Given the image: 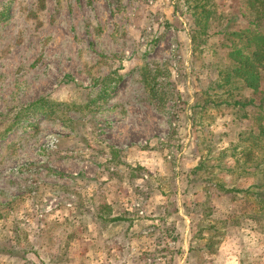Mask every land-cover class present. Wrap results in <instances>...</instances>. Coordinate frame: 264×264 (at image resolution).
I'll list each match as a JSON object with an SVG mask.
<instances>
[{
  "label": "rangeland",
  "instance_id": "obj_1",
  "mask_svg": "<svg viewBox=\"0 0 264 264\" xmlns=\"http://www.w3.org/2000/svg\"><path fill=\"white\" fill-rule=\"evenodd\" d=\"M256 2L0 0V264H127L129 239L128 264H174L185 223L155 211L199 162L185 220L221 247L198 264H264V135L232 104L259 94L220 74Z\"/></svg>",
  "mask_w": 264,
  "mask_h": 264
},
{
  "label": "trees",
  "instance_id": "obj_2",
  "mask_svg": "<svg viewBox=\"0 0 264 264\" xmlns=\"http://www.w3.org/2000/svg\"><path fill=\"white\" fill-rule=\"evenodd\" d=\"M254 10L256 22L253 25V28L250 29L243 27L229 32L231 36H234V38L230 40L229 50L227 51L229 66L222 70L220 74L222 81L228 83L231 77H235L238 79L236 81L239 82L238 88L249 89L253 93L255 92L259 94L256 103L254 102L253 96H248L243 101L240 100V98H236L232 103L234 105H239L240 107L246 104L253 105V110L250 112V116H252V120L258 121V134H252L248 131V135L251 137H259L264 135V90L261 87L262 75L264 72V0H257ZM217 86L221 85L216 84L209 87V89H215ZM204 95L205 97L210 96L206 93H204ZM202 102L206 105L204 96ZM257 142L259 147L261 146L260 148L264 147V140L259 139ZM234 146L237 148L236 145ZM230 148L232 149L230 154H235V148L233 146ZM237 153L242 154L240 161L243 162L246 160L245 157L250 153V149L248 148V145L243 146L242 148L239 147ZM253 185L258 188H264V179L262 183L257 180Z\"/></svg>",
  "mask_w": 264,
  "mask_h": 264
},
{
  "label": "crops",
  "instance_id": "obj_3",
  "mask_svg": "<svg viewBox=\"0 0 264 264\" xmlns=\"http://www.w3.org/2000/svg\"><path fill=\"white\" fill-rule=\"evenodd\" d=\"M141 158H142V155H141ZM142 163H146L145 165L148 168L152 164L150 162H142ZM158 165L159 166H158L157 170H159V171L155 172L156 174L160 173V175H164L165 173L168 172V170H167L168 167L165 164L159 163ZM198 167H200V162L196 163L193 166H190V168L187 166V168L185 169V167H184V172H183L182 176L179 177V188L175 186L173 189H171L172 191H175V193L173 194V196H174L173 205L170 207L167 205H164L165 207H163V206L157 207V209L155 211L157 213V215H159V216H162V212L163 213L165 212L170 216L171 210H172L173 211L172 214L174 215V217H172V219L173 218H174V220L178 219L179 225L181 224V222L186 224V225L183 224L182 227H180V229L178 231V235L175 234L173 237V245H172L173 250L171 251V259L173 261L172 260L171 261L174 264L194 263V261H196L195 257L196 258L198 257L196 264H198L199 262L204 263V260L206 259V257H207V260L210 257H211V259H213L214 257H218V255L220 253L221 244L215 242L213 240L212 235H210L208 237V240L205 243L203 242V244H201L202 246L195 248L194 241H192L193 231L190 228L191 223L189 225H187L188 222L186 223V220H185V219L189 218L191 221V219H193V215L195 214V212H197L196 210L194 211L192 209L193 203H195V202H193L192 201L193 198H191L192 193H193V195L195 193H197V189L196 188L190 189V187L193 186V184L200 182V181H197V179L192 178V175H191L192 171ZM160 177L164 178L166 176H160ZM231 190H236V189L232 188V187L227 188V191H231ZM152 195L154 196L155 194H152ZM154 199H153V201H157L158 196H155ZM184 200L189 202L188 208L186 207V201H184ZM178 203L181 204L183 208L182 207L179 208L177 205ZM189 205H190V207H189ZM167 207L170 209H168ZM203 214H206V213L203 212ZM206 215L210 216L211 214H206ZM120 217H119V219H121ZM182 218H184V220ZM111 219L117 220L118 218L113 216ZM113 227H116V226L112 225V229H113ZM180 230L183 232L182 235H180ZM184 231H185V234H184ZM196 237L199 238L198 236H196ZM200 237H202V236H200ZM121 245H125L128 247V250L125 252V255L124 254L117 255V256L111 255L109 260L116 261V260L122 259L127 264L132 263V262H136L135 255H133L131 253V251L134 250L133 241H130V239L126 243H124L122 241ZM142 247H144V245ZM147 247L149 249L150 244L147 245Z\"/></svg>",
  "mask_w": 264,
  "mask_h": 264
},
{
  "label": "built area",
  "instance_id": "obj_4",
  "mask_svg": "<svg viewBox=\"0 0 264 264\" xmlns=\"http://www.w3.org/2000/svg\"><path fill=\"white\" fill-rule=\"evenodd\" d=\"M135 205H138V203H136ZM139 214H142V211H139Z\"/></svg>",
  "mask_w": 264,
  "mask_h": 264
}]
</instances>
